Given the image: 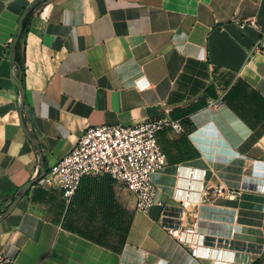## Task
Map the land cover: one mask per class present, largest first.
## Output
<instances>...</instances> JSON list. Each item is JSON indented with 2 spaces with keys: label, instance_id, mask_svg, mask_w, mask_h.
<instances>
[{
  "label": "crops",
  "instance_id": "obj_1",
  "mask_svg": "<svg viewBox=\"0 0 264 264\" xmlns=\"http://www.w3.org/2000/svg\"><path fill=\"white\" fill-rule=\"evenodd\" d=\"M36 1L0 0V216L40 174L20 71L46 173L91 127L167 117L183 130L159 135L168 166L148 213L108 176L85 177L70 203L36 184L0 222L2 264H264V0H48L19 71L11 48Z\"/></svg>",
  "mask_w": 264,
  "mask_h": 264
},
{
  "label": "built area",
  "instance_id": "obj_2",
  "mask_svg": "<svg viewBox=\"0 0 264 264\" xmlns=\"http://www.w3.org/2000/svg\"><path fill=\"white\" fill-rule=\"evenodd\" d=\"M258 29L256 18L239 24ZM264 50V39L257 47ZM222 100H210L208 106L217 109ZM172 129L181 132L183 127L167 117L147 120L135 126L102 125L88 128L78 138L73 150L60 159L37 184L48 190H56L70 203L82 180L87 176H108L122 184L134 199L136 209L148 213L156 203L157 188L153 175L168 166L167 157L160 142V133ZM219 194L224 190L219 189ZM235 194L234 191L230 192ZM167 233L181 245L191 243L190 234L178 228H166ZM194 255L197 250L191 249ZM5 258L0 255V264Z\"/></svg>",
  "mask_w": 264,
  "mask_h": 264
},
{
  "label": "water",
  "instance_id": "obj_3",
  "mask_svg": "<svg viewBox=\"0 0 264 264\" xmlns=\"http://www.w3.org/2000/svg\"><path fill=\"white\" fill-rule=\"evenodd\" d=\"M48 0H38L36 2H34L33 4H31L30 6H28L26 8V10L24 11L22 17L20 18L19 21V27H18V32H17V36L12 44V48H11V58H12V62L13 65L16 66L19 71H20V66L19 64L15 61V50L18 46V43L23 35L24 32V22L27 18V16L29 15V13L31 11H33L34 9H36L39 5L45 3ZM16 84L20 90L21 93V106H20V113L22 116L21 122H22V127L23 130L25 132V134L27 135V137L31 140L33 146L35 147V149L37 150V152L39 153V164H40V174L39 176H37L36 178H34L33 180H31L30 182H28L26 185H24L17 193V195L15 196L14 201L7 207L6 211L2 214V216H0V222H2L3 220H5L7 217H9L14 210L16 209L17 205L19 204V202L21 201V199L23 197H25L27 195V193L30 191V189L35 186L36 184H38L46 175V167H45V163H44V159L41 153V148L40 145L38 144L37 140L31 135V133L29 132L25 122H24V118H23V110H24V104H25V100H26V92L24 89V86L22 84V75H21V71H20V78L19 80H16Z\"/></svg>",
  "mask_w": 264,
  "mask_h": 264
},
{
  "label": "trees",
  "instance_id": "obj_4",
  "mask_svg": "<svg viewBox=\"0 0 264 264\" xmlns=\"http://www.w3.org/2000/svg\"><path fill=\"white\" fill-rule=\"evenodd\" d=\"M31 14H32V12L27 16V18H26V20H25V22H24V32H23V34L24 33H26V31H27V28H28V24H29V19H30V16H31ZM19 45H18V47H17V49H16V57H15V61L19 64V66H20V64H21V58H20V55H19ZM47 171V170H46ZM110 178V177H109ZM78 192V191H77ZM6 211V210H5Z\"/></svg>",
  "mask_w": 264,
  "mask_h": 264
}]
</instances>
